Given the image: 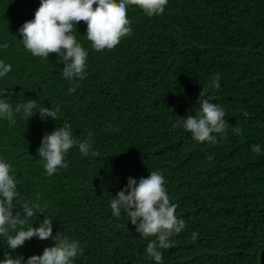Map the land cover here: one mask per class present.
<instances>
[{"label":"trees","instance_id":"16d2710c","mask_svg":"<svg viewBox=\"0 0 264 264\" xmlns=\"http://www.w3.org/2000/svg\"><path fill=\"white\" fill-rule=\"evenodd\" d=\"M39 6L0 0V45L7 44L0 60L12 65L0 97L14 107L35 99L34 114L59 107L46 122L38 114H17L12 126L0 120V158L18 182L13 216L23 219L29 201L46 205L17 230L48 217L53 236L80 241L74 264H156L145 251L155 237L141 236L125 213L114 216L110 202L129 177L160 171L175 215L186 222L170 237L172 247L161 249L163 264H264V0H168L155 17L132 5L131 34L100 52L81 21L73 33L88 51L87 70L71 93L57 55L33 56L20 41L18 29ZM216 74L221 87L206 95L224 108L227 132L214 143L197 142L173 125L199 111V94ZM65 122L100 155L85 157L74 147L68 166L49 176L38 149L43 135ZM6 239L0 234V259L26 260L54 245L33 238L11 250Z\"/></svg>","mask_w":264,"mask_h":264},{"label":"clouds","instance_id":"9594fccd","mask_svg":"<svg viewBox=\"0 0 264 264\" xmlns=\"http://www.w3.org/2000/svg\"><path fill=\"white\" fill-rule=\"evenodd\" d=\"M167 4L168 0H40L34 19L25 22L18 32L24 48L33 56L48 58L50 53L57 55L58 61L63 64V77L73 84L68 89L71 93L79 86L78 81L84 79L88 59V51L73 33L74 26L77 30L78 23L85 22L84 36L95 51L111 50L132 32L131 21L127 15L130 6L135 5L146 16L155 17L165 12ZM3 47H7V44L0 45V48ZM11 70L10 63L0 60V80ZM220 79V75L216 74L208 86L203 87L198 97L199 111L195 115L179 117L173 127L190 133L197 142L214 143L217 134H226L224 108L213 103V95H206L209 89L221 87ZM36 108L35 99H28L14 107L8 99L0 97V120H7L9 126H12L16 123L17 114H23L29 119L38 114L41 121L46 122L49 118L55 120L59 112V107H41L34 114ZM243 114L248 115L247 112ZM74 147L85 157L100 155L93 150L90 137L82 142L75 139L71 125L67 122L43 135L38 156L42 158L47 175L52 176L59 168L68 166L65 156ZM251 150L260 154L262 146L254 144ZM17 183L11 164L0 158V234L7 236V247L15 250L33 238L41 241L51 238L54 245L46 247L41 255H33L26 260L23 256L7 253L0 259V264H74L75 259L83 254L80 241L66 236L61 238L59 233L53 236L51 218L45 217L36 227L30 226L26 230L20 227L17 230L18 225H23L37 212L43 214L46 207L29 201L23 209V219L19 213L13 216L11 206L17 197ZM165 183V177L160 171H151L146 178L141 177L138 180L129 177L126 186L110 202L114 216L120 217L125 213L141 236L155 237L148 242L145 251L156 264H163L161 249L172 247L170 237L181 233L186 226V222L175 215L177 206L170 202ZM9 228L15 230L16 234H9ZM195 236L193 233L194 239Z\"/></svg>","mask_w":264,"mask_h":264}]
</instances>
